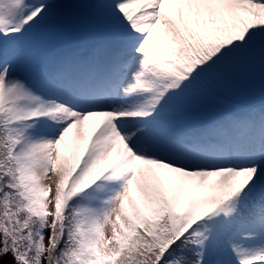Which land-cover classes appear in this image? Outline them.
Listing matches in <instances>:
<instances>
[{
  "label": "snow or ice",
  "instance_id": "1",
  "mask_svg": "<svg viewBox=\"0 0 264 264\" xmlns=\"http://www.w3.org/2000/svg\"><path fill=\"white\" fill-rule=\"evenodd\" d=\"M0 264H264V0H0Z\"/></svg>",
  "mask_w": 264,
  "mask_h": 264
}]
</instances>
